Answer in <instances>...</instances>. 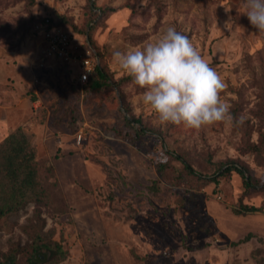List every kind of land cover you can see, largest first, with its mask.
Wrapping results in <instances>:
<instances>
[{
	"label": "rangeland",
	"instance_id": "obj_1",
	"mask_svg": "<svg viewBox=\"0 0 264 264\" xmlns=\"http://www.w3.org/2000/svg\"><path fill=\"white\" fill-rule=\"evenodd\" d=\"M243 12L242 0H0V142L18 126L28 132L45 196L0 219L1 262L15 253L26 264L37 232L64 252L44 264H264V35ZM46 16L94 51L100 89L41 60L36 25ZM169 26L222 77L232 122L161 125L114 64L113 52ZM228 164L246 166L253 187L221 175Z\"/></svg>",
	"mask_w": 264,
	"mask_h": 264
},
{
	"label": "clouds",
	"instance_id": "obj_2",
	"mask_svg": "<svg viewBox=\"0 0 264 264\" xmlns=\"http://www.w3.org/2000/svg\"><path fill=\"white\" fill-rule=\"evenodd\" d=\"M143 3L147 6V0ZM242 6L257 34L264 35V0H242ZM225 27L231 32V17ZM113 62L144 90L142 103L161 125L200 131L234 120L229 105L221 98L225 88L222 77L189 36L174 26L143 47L113 52ZM244 120L241 115L236 123L242 125Z\"/></svg>",
	"mask_w": 264,
	"mask_h": 264
},
{
	"label": "trees",
	"instance_id": "obj_3",
	"mask_svg": "<svg viewBox=\"0 0 264 264\" xmlns=\"http://www.w3.org/2000/svg\"><path fill=\"white\" fill-rule=\"evenodd\" d=\"M54 24L59 26L55 22ZM105 83L106 73L97 67L90 75L86 85L92 91L100 89ZM133 121L136 122L134 119ZM136 123L140 122L137 120ZM137 128L138 134L146 133V130L142 126L139 125ZM36 148L32 137L22 126L13 129L0 142V219L19 214L30 203L37 205L43 203L45 196L39 180ZM252 150L259 153L263 149L253 145ZM177 159L182 163L184 169L189 174H192L193 170L190 164L180 156ZM166 169V163L159 164L160 172L164 173ZM217 170L221 172V175H229L232 172L237 173L247 188L253 187L252 182H254V178L249 174L246 166L228 164L219 166ZM245 210L246 212H252L257 209L254 207H245ZM44 223L45 221L42 220V225ZM35 236L36 241L33 252L26 264H44L57 258L58 253L61 254L58 259L64 258V252L60 246H58V252H56L54 246L49 243H43L41 236L37 232ZM3 257L5 261H0V264H17L15 253L5 254Z\"/></svg>",
	"mask_w": 264,
	"mask_h": 264
},
{
	"label": "built area",
	"instance_id": "obj_4",
	"mask_svg": "<svg viewBox=\"0 0 264 264\" xmlns=\"http://www.w3.org/2000/svg\"><path fill=\"white\" fill-rule=\"evenodd\" d=\"M36 30L41 39V60H56L70 66L72 70H76L77 81L86 84L97 68L94 51L77 45L71 34L60 26H56L50 16L44 17L36 25ZM81 138L80 134L79 142Z\"/></svg>",
	"mask_w": 264,
	"mask_h": 264
},
{
	"label": "crops",
	"instance_id": "obj_5",
	"mask_svg": "<svg viewBox=\"0 0 264 264\" xmlns=\"http://www.w3.org/2000/svg\"><path fill=\"white\" fill-rule=\"evenodd\" d=\"M51 62H54V60H51ZM55 62H58V61L55 60ZM58 63H60V62H58ZM8 109H9V107L5 108L4 111H7Z\"/></svg>",
	"mask_w": 264,
	"mask_h": 264
}]
</instances>
